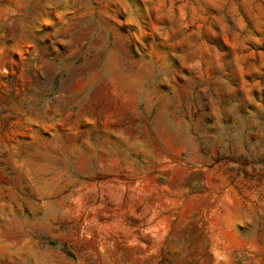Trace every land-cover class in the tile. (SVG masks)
Here are the masks:
<instances>
[{"label":"rangeland","instance_id":"rangeland-1","mask_svg":"<svg viewBox=\"0 0 264 264\" xmlns=\"http://www.w3.org/2000/svg\"><path fill=\"white\" fill-rule=\"evenodd\" d=\"M0 264H264V0H0Z\"/></svg>","mask_w":264,"mask_h":264}]
</instances>
